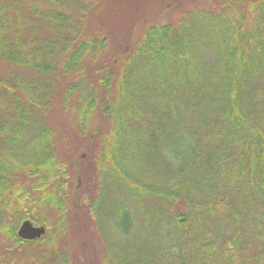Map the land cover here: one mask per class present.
<instances>
[{
	"label": "trees",
	"instance_id": "obj_1",
	"mask_svg": "<svg viewBox=\"0 0 264 264\" xmlns=\"http://www.w3.org/2000/svg\"><path fill=\"white\" fill-rule=\"evenodd\" d=\"M168 3L116 46L100 0H0V264H71L75 205L103 264H264V0ZM55 107L93 141L90 191Z\"/></svg>",
	"mask_w": 264,
	"mask_h": 264
},
{
	"label": "rangeland",
	"instance_id": "obj_2",
	"mask_svg": "<svg viewBox=\"0 0 264 264\" xmlns=\"http://www.w3.org/2000/svg\"><path fill=\"white\" fill-rule=\"evenodd\" d=\"M100 1L101 5L91 16L90 27L107 34L110 43L116 46L131 35L134 37L139 35L144 25L153 21L167 20L177 9L174 4L168 3L169 0ZM50 115L58 133L59 159L69 167L72 190L80 183V189L90 191V187L92 189L94 182L99 181V178L95 174L92 161L82 155L87 151L88 146L92 145V139L88 134H79L74 126L75 122L70 123L58 108H53ZM72 192L74 195V191ZM70 209L71 228L67 243L71 251V264H103L100 259L102 240L95 220L87 212L80 211L78 205ZM141 224L140 221L136 222L134 232L140 233Z\"/></svg>",
	"mask_w": 264,
	"mask_h": 264
},
{
	"label": "water",
	"instance_id": "obj_3",
	"mask_svg": "<svg viewBox=\"0 0 264 264\" xmlns=\"http://www.w3.org/2000/svg\"><path fill=\"white\" fill-rule=\"evenodd\" d=\"M45 232V226L43 224H35L29 218L23 219L18 227L17 234L22 238H36Z\"/></svg>",
	"mask_w": 264,
	"mask_h": 264
}]
</instances>
